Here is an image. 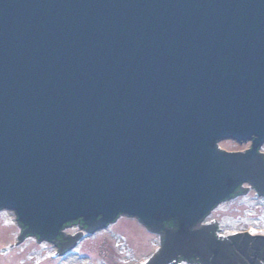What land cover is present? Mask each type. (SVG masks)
<instances>
[{
	"label": "water",
	"instance_id": "water-1",
	"mask_svg": "<svg viewBox=\"0 0 264 264\" xmlns=\"http://www.w3.org/2000/svg\"><path fill=\"white\" fill-rule=\"evenodd\" d=\"M263 144L264 0H0V210L16 243L126 216L162 238L144 264H242L201 221L244 183L264 194Z\"/></svg>",
	"mask_w": 264,
	"mask_h": 264
},
{
	"label": "rangeland",
	"instance_id": "rangeland-1",
	"mask_svg": "<svg viewBox=\"0 0 264 264\" xmlns=\"http://www.w3.org/2000/svg\"><path fill=\"white\" fill-rule=\"evenodd\" d=\"M217 146L220 150L238 152L250 148L251 143L226 139L219 141ZM261 149L264 151V144ZM253 196L250 193L219 204L207 219L217 220L222 233L244 231L249 225L253 231L264 232V210L260 212L259 206L254 209L257 203ZM77 231L71 228L65 233L73 235ZM20 233L14 213L0 210V264H144V259L158 247L156 235L147 232L136 219L126 216L118 217L91 236L80 235L76 247L66 255L52 256L56 249L49 242H36L30 236L16 243ZM3 247L8 248L3 250Z\"/></svg>",
	"mask_w": 264,
	"mask_h": 264
},
{
	"label": "flooded vegetation",
	"instance_id": "flooded-vegetation-1",
	"mask_svg": "<svg viewBox=\"0 0 264 264\" xmlns=\"http://www.w3.org/2000/svg\"><path fill=\"white\" fill-rule=\"evenodd\" d=\"M261 147L262 146L259 147L258 151L259 153H262L264 156V151L261 149ZM250 193L254 194L253 197L255 198V202L257 203L256 204L257 206L254 209L257 210V207L259 206L261 208L260 212H262V210H264V194L258 195L256 191L251 186H249L247 183H244L239 187L237 194L221 202L220 204L226 203L229 201H234L238 198L248 196L250 195ZM217 206L214 209H216ZM214 209H212L209 212V214L201 221V225H213L214 226L213 232H214L215 238L219 241L226 239L232 247V250H233L232 254L237 256V258L240 259V262H242V264H264V252L261 249L260 250L255 249V246H253L254 243L258 242L261 239H264V232L253 231L251 225H249L244 231H225L224 230L225 233H222L223 229L220 227L217 220L207 219ZM71 228H75L76 230H78L77 233L73 235L65 233V230L71 229ZM250 229L252 230L251 232L249 231ZM147 232H149L150 234L156 235L158 239V245H157L158 247H156V250H155L156 252L161 245L162 238L159 233L150 232L148 230ZM93 234H87L86 232H84L83 229L79 227V224L73 223L63 229V235L57 238L55 240V243H50V244L56 249L57 253L59 252L60 249H62V253L60 255H66L67 253L71 252L76 247V245L78 244L79 238H81L80 235L91 236ZM76 235H79V238L76 240L75 246L69 250L68 249L63 250L64 248L63 246L71 241V237L76 236ZM150 257L144 259L143 263H145ZM168 264H200V263H199V257H191L190 259L186 260V259H183L181 256H178L176 261L169 262Z\"/></svg>",
	"mask_w": 264,
	"mask_h": 264
},
{
	"label": "trees",
	"instance_id": "trees-1",
	"mask_svg": "<svg viewBox=\"0 0 264 264\" xmlns=\"http://www.w3.org/2000/svg\"><path fill=\"white\" fill-rule=\"evenodd\" d=\"M75 223L79 224V222H75ZM65 227H67V226H65Z\"/></svg>",
	"mask_w": 264,
	"mask_h": 264
}]
</instances>
